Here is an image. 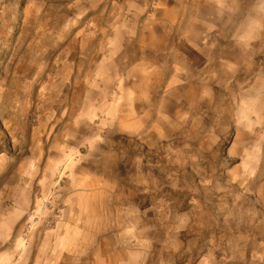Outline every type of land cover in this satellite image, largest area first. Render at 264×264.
Listing matches in <instances>:
<instances>
[{"label": "rangeland", "instance_id": "rangeland-1", "mask_svg": "<svg viewBox=\"0 0 264 264\" xmlns=\"http://www.w3.org/2000/svg\"><path fill=\"white\" fill-rule=\"evenodd\" d=\"M122 1L0 0V264H19L22 250L32 258L84 154L99 168L87 178L105 185L86 204L100 245L92 264H264V159L252 141L234 143L224 88L180 96L163 93L162 79L155 93L92 79L88 94L76 90L83 80L35 71L42 55L66 49L90 22L106 23ZM80 120L89 127H74ZM76 129L89 137L57 158Z\"/></svg>", "mask_w": 264, "mask_h": 264}, {"label": "crops", "instance_id": "crops-1", "mask_svg": "<svg viewBox=\"0 0 264 264\" xmlns=\"http://www.w3.org/2000/svg\"><path fill=\"white\" fill-rule=\"evenodd\" d=\"M244 4L245 0H123L105 14L106 23L90 22L83 31L74 33L66 49L59 51L60 41L56 37L52 39L59 53L48 59L42 55L35 71L54 80H83L76 82V90L83 88L88 94L92 79H113L119 87L125 82L130 87L143 83L151 93H155L156 80L162 79L166 88L163 93L180 96L187 89L207 96L224 88L229 97L226 118L232 121L228 126L236 127L234 143H255L254 158L261 163L264 159V1L255 6L244 7ZM81 126L89 127V122L74 123L76 128ZM256 129L258 138L251 139ZM85 137L89 136L81 129H76L70 138L62 136L57 158L64 159L66 152L73 150L68 147L70 140L80 142ZM250 154L247 151L242 158L249 160ZM90 169L99 172L97 162L84 154L76 165L78 178L70 179L73 168L60 187L63 208L56 226L38 231L35 254L31 258L22 250L19 256L22 261L17 263L94 262L92 249L100 245L97 238L92 242L89 219L97 217H90L86 204L105 185L100 181L90 182L86 174Z\"/></svg>", "mask_w": 264, "mask_h": 264}, {"label": "built area", "instance_id": "built-area-1", "mask_svg": "<svg viewBox=\"0 0 264 264\" xmlns=\"http://www.w3.org/2000/svg\"><path fill=\"white\" fill-rule=\"evenodd\" d=\"M30 227V226H29Z\"/></svg>", "mask_w": 264, "mask_h": 264}]
</instances>
